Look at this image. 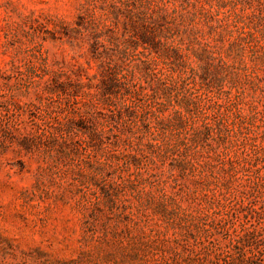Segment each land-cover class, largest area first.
<instances>
[{
    "label": "rangeland",
    "instance_id": "obj_1",
    "mask_svg": "<svg viewBox=\"0 0 264 264\" xmlns=\"http://www.w3.org/2000/svg\"><path fill=\"white\" fill-rule=\"evenodd\" d=\"M93 4L97 15L78 21L87 36L42 37L56 48L52 57L59 55L53 63L75 61L76 78H52L56 100L36 96L57 113L47 133L17 139L0 119V156L10 138L25 155L54 156L75 177L62 190L54 182L29 188L27 161L0 160V174L6 166L24 203L43 212L34 219L9 209L6 216L0 203V254L25 242L21 229H35L32 264H264V0ZM12 79L0 70V110ZM33 107L29 117L39 118L40 105ZM124 136L136 137L134 151H104L120 147ZM153 165L149 176L128 175ZM240 172L250 174L243 183ZM165 174L187 208L162 190L144 191ZM3 191L0 183V200ZM89 198L81 213L77 204ZM53 206L62 213L54 226ZM45 229L53 236L70 230L72 247L41 239Z\"/></svg>",
    "mask_w": 264,
    "mask_h": 264
},
{
    "label": "clouds",
    "instance_id": "obj_2",
    "mask_svg": "<svg viewBox=\"0 0 264 264\" xmlns=\"http://www.w3.org/2000/svg\"><path fill=\"white\" fill-rule=\"evenodd\" d=\"M96 15L93 0H0V70L5 75L10 72L13 75V79L5 82V86L2 89L3 100L8 104V107L6 110H0V119L6 123L17 139L29 134H46L49 126L54 123L52 116L57 115V113L53 112L52 109L45 111L46 101L42 103L36 100L37 95L51 100L57 99L56 94L49 90L52 86V78L59 77L60 82L67 78L76 79L72 76L75 61H71V58L68 57V62L64 64L53 63L54 59H59V55L55 58L52 57L51 53L56 51V48H53L51 44H44L42 37L49 33L62 37L64 31L87 36L88 33L85 32L83 25L78 23L79 18L82 16L86 17L84 21L86 24L89 19L94 18ZM74 54L79 59L78 51ZM45 57H47V60H45ZM82 82L86 83V81ZM93 84H95V81H93ZM94 91L95 89L88 93L89 97L93 95ZM63 99H66V97H60L61 103ZM37 104L40 105L39 118H30L29 112L35 111L36 109L33 105ZM15 105L21 106L19 110H17ZM5 112L7 113L6 115ZM48 112H51L52 115H48ZM68 116L69 114L65 112L63 116H59V119L63 120ZM0 139H4L2 134H0ZM124 139H128L131 142V148L123 144ZM5 143L8 144V152L0 156V160H3L5 165L10 160L21 159L27 161L28 167L31 169L28 173L29 185L27 187L30 188L32 183H38L41 187H50L51 182H54L62 190L67 184L73 183L74 173L63 165H58L54 156L50 157L41 153L25 155L18 148L15 140L9 138L5 140ZM137 144L136 137L124 136L121 138L120 147L112 149L110 145H106L104 151L107 153L111 151L119 153L132 152L137 147ZM18 152L19 155H17ZM152 159L155 160L156 157H152ZM157 164H159V161H157ZM72 167L74 168L75 166L73 165ZM240 167H246L243 158H241ZM152 171H157L156 165H153L147 172L129 168L128 175L135 172L143 176H149ZM159 171L163 172L164 170L161 169ZM248 175L250 174L246 175L244 172H240L243 180L239 181V183L246 181ZM262 175H264V172H262ZM166 179V174L158 176L154 185L144 186V191L162 190V195L167 193L170 196H174L177 199V203H181L182 207L187 208L190 201L182 202L181 197H176L175 191L169 189L168 184L164 182ZM0 183H2L4 188L3 199L0 200V203L3 204V211L6 216L9 209L12 211H24L25 214L31 212L34 219L39 215H43L42 210L39 208H32L31 202L24 203L25 198L20 197V189L14 179L11 178L9 169L6 166L3 173L0 174ZM87 191L96 190L89 185ZM233 195L238 196V192L234 190ZM77 200H79V197L74 199L72 204H76ZM17 201H20V203L17 204ZM91 202H93L91 198H89L88 202L81 201L77 204L78 210L81 213L86 212L88 203ZM259 203L264 204V197L260 198ZM61 219L62 213L58 212L53 206L50 212V224L54 226ZM20 231L25 242L20 243L19 247L12 252L0 254V264H32L31 257L27 255V249L31 243L39 242L35 240L36 230L33 229L31 233L23 229ZM40 236L41 239L45 240L50 236L53 237L52 242L54 245L59 244L61 248L64 245L71 248L73 244L70 230L63 234L57 230L55 236H53L51 231L45 229L40 233ZM178 238L179 234L169 238V245H172L173 239ZM175 250L180 252V248ZM181 254L183 255L184 253Z\"/></svg>",
    "mask_w": 264,
    "mask_h": 264
}]
</instances>
